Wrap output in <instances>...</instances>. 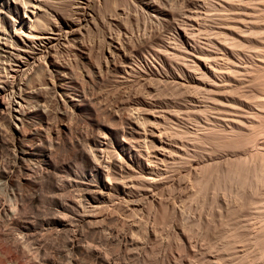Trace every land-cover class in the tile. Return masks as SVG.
Wrapping results in <instances>:
<instances>
[{
	"label": "rangeland",
	"instance_id": "obj_1",
	"mask_svg": "<svg viewBox=\"0 0 264 264\" xmlns=\"http://www.w3.org/2000/svg\"><path fill=\"white\" fill-rule=\"evenodd\" d=\"M0 264H264V0H0Z\"/></svg>",
	"mask_w": 264,
	"mask_h": 264
}]
</instances>
